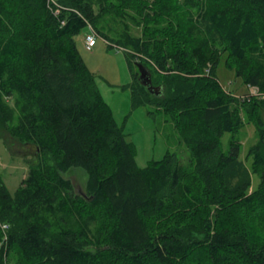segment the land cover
Segmentation results:
<instances>
[{"label": "trees", "instance_id": "16d2710c", "mask_svg": "<svg viewBox=\"0 0 264 264\" xmlns=\"http://www.w3.org/2000/svg\"><path fill=\"white\" fill-rule=\"evenodd\" d=\"M108 16L124 28L109 33ZM85 26L149 69L161 91L136 70L131 106L164 114L187 164L168 150L137 165L78 51ZM222 53L264 93V0H0V128L35 148L13 193L0 173V264H264V118L259 99L220 85ZM241 110L260 132L252 190ZM72 167L83 189L63 176Z\"/></svg>", "mask_w": 264, "mask_h": 264}, {"label": "rangeland", "instance_id": "374dc122", "mask_svg": "<svg viewBox=\"0 0 264 264\" xmlns=\"http://www.w3.org/2000/svg\"><path fill=\"white\" fill-rule=\"evenodd\" d=\"M107 22L111 26L107 28L109 33L113 34V31L124 28L121 21L111 19L109 16ZM128 25L131 33L139 34L140 27ZM90 32V28L85 26L79 34L75 35L78 51L87 67L94 73L99 92L110 107L115 121L127 134V138L133 142L137 165L142 167L149 160H159L168 150L176 152L180 160L187 164L190 158L189 150L179 141L177 131L173 124L166 120L164 114L152 113L154 106L150 104L149 106H131V87L135 85L133 72L136 70L138 72V69L134 61H129L124 53L129 49L120 47L98 34L95 36L91 49H87L84 36ZM227 65L225 53H222L217 65V77L222 88L239 100L259 99L260 115L264 118V93H259L254 86L246 85ZM240 112L243 125L234 139L236 138L240 145L239 158L251 171L249 190H252L259 184V178L252 172V158L248 152L259 141L260 132L256 123L247 118V113L242 110ZM260 128H264V125ZM0 136H2L0 138L1 178L9 192L13 193L26 176L29 162L35 159V148L15 141L6 130L1 128ZM230 136V133H224L221 137L224 150L228 148ZM63 176L70 178L78 190L83 189L86 173L82 168L72 167L64 172ZM8 226V222L0 220V237L6 235Z\"/></svg>", "mask_w": 264, "mask_h": 264}, {"label": "water", "instance_id": "95a60500", "mask_svg": "<svg viewBox=\"0 0 264 264\" xmlns=\"http://www.w3.org/2000/svg\"><path fill=\"white\" fill-rule=\"evenodd\" d=\"M138 69V81L151 93L158 94L161 91L159 85H153L149 69L141 62H135Z\"/></svg>", "mask_w": 264, "mask_h": 264}, {"label": "built area", "instance_id": "2783aa9c", "mask_svg": "<svg viewBox=\"0 0 264 264\" xmlns=\"http://www.w3.org/2000/svg\"><path fill=\"white\" fill-rule=\"evenodd\" d=\"M90 30L91 32L85 34L84 36V44L87 49H91L92 45L95 42V36L97 35V33L92 27H90Z\"/></svg>", "mask_w": 264, "mask_h": 264}]
</instances>
